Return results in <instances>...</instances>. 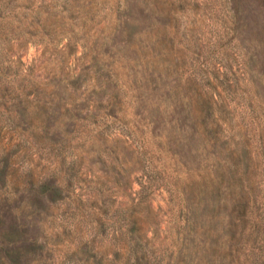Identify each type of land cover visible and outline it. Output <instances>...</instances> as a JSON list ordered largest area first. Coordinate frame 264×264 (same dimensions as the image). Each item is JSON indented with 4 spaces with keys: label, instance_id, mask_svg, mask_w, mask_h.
I'll return each instance as SVG.
<instances>
[{
    "label": "rangeland",
    "instance_id": "obj_1",
    "mask_svg": "<svg viewBox=\"0 0 264 264\" xmlns=\"http://www.w3.org/2000/svg\"><path fill=\"white\" fill-rule=\"evenodd\" d=\"M0 264H264V0H0Z\"/></svg>",
    "mask_w": 264,
    "mask_h": 264
},
{
    "label": "trees",
    "instance_id": "obj_2",
    "mask_svg": "<svg viewBox=\"0 0 264 264\" xmlns=\"http://www.w3.org/2000/svg\"><path fill=\"white\" fill-rule=\"evenodd\" d=\"M47 187H54V188H56V185L53 184V182H48Z\"/></svg>",
    "mask_w": 264,
    "mask_h": 264
}]
</instances>
